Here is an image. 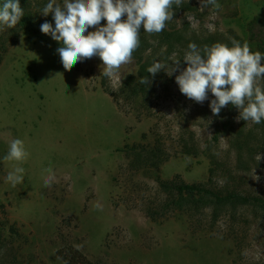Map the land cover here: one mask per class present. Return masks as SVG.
Masks as SVG:
<instances>
[{
    "label": "rangeland",
    "instance_id": "374dc122",
    "mask_svg": "<svg viewBox=\"0 0 264 264\" xmlns=\"http://www.w3.org/2000/svg\"><path fill=\"white\" fill-rule=\"evenodd\" d=\"M184 1L193 10L168 21L178 30L226 39L234 34L254 49L246 24L254 16L264 22V0H217L218 9ZM50 23L55 27L53 19ZM3 40L0 264H64L56 251L69 245L93 264H264V210L253 205L226 209L213 220L209 207L199 212L168 208L159 189L158 178L203 183L216 165L212 180L217 184L234 183L240 193L264 198L262 135L256 130L249 138L251 157L244 150L238 165L234 141L238 132L244 139L253 123L238 119L232 105L214 116L210 92L203 104L181 94L175 76L185 67L188 50L176 47L167 57L155 55L165 71L176 59L179 68L172 76L159 71L152 94L140 102L120 92L137 70L133 59L109 78L99 56L65 70L57 52L61 44L41 30L0 24ZM14 138L24 142L23 162L5 159ZM156 141L166 160L155 168L132 167L135 158L128 157L127 146L149 147ZM183 144L193 145L196 155L184 154ZM17 166L24 169V179L13 186L6 178ZM253 169L259 181L252 179Z\"/></svg>",
    "mask_w": 264,
    "mask_h": 264
},
{
    "label": "clouds",
    "instance_id": "9594fccd",
    "mask_svg": "<svg viewBox=\"0 0 264 264\" xmlns=\"http://www.w3.org/2000/svg\"><path fill=\"white\" fill-rule=\"evenodd\" d=\"M181 4L182 0H62V3L49 0L42 13L45 16L52 13L55 27L45 21L40 30L61 44L57 52L65 70L70 71L78 62L99 56L104 75L111 78L118 75L121 66L132 62L133 52L139 47L141 28L149 35L161 33L174 17L173 6ZM200 4L201 8L220 7L217 0H200ZM23 15L19 0H6L0 8V24L14 28ZM188 49L183 57L185 67L175 76L181 94L203 104L210 92L214 99L210 100L209 107L214 116L232 105L239 110L238 119L253 124L264 121V54L236 40L231 47L215 43L201 49L190 43ZM179 64L180 59H176L165 71L163 63L153 61L147 72L155 76L164 70L172 76ZM140 83L150 81L142 77ZM27 156L24 142L12 139L5 159L23 162ZM260 160L258 153L256 161ZM23 173L24 169L17 166L6 179L16 186L23 182ZM251 177L256 181L260 179L254 169ZM45 183L49 180L45 179Z\"/></svg>",
    "mask_w": 264,
    "mask_h": 264
},
{
    "label": "trees",
    "instance_id": "16d2710c",
    "mask_svg": "<svg viewBox=\"0 0 264 264\" xmlns=\"http://www.w3.org/2000/svg\"><path fill=\"white\" fill-rule=\"evenodd\" d=\"M47 0H19V4L24 11L18 25L22 30H30L34 33L40 31V25L52 20V13L48 15L41 14L39 8L42 4H46ZM6 0H0V8ZM174 8V14L180 11H191L193 8L182 0L179 7ZM139 34V47L133 52V60L137 65L135 74L129 75L121 85L120 92L126 96L128 100H139L142 102L152 94L150 85L156 78L147 72V68L155 61V55L167 57L176 47L188 50L190 43H195L199 48L212 46L215 43H223L232 45V41L236 40L241 44L245 43L243 39L233 34L232 39H226L217 35L198 36L195 34L188 35L185 30H178L175 26L167 22L166 28L159 34L149 35L141 28ZM247 41L253 44L252 51H259L264 54V22L254 16L246 24ZM161 48L164 51L161 52ZM6 41H0V64L6 53ZM161 58V59H162ZM142 77H147L150 83L141 84ZM262 135L264 139V121L259 124H253V129L249 130L244 139L240 138L241 132L237 133L235 148L237 152V163H243L242 153L246 150L251 157L252 145L249 138L255 136V131ZM248 137V138H247ZM195 147L183 144L182 152L186 155H196ZM127 155L135 161L131 163L134 168L140 167H159L166 160V153L162 144L156 141L154 145L146 147L143 144H132L127 146ZM217 166L209 168V177L203 183H186L178 176L170 180L157 179L159 189L166 195L167 202L165 205L173 210L182 211L189 210L199 212L204 208L211 209L212 219L215 220L226 209L235 210L238 207L253 205L264 210V198L260 196H252L242 194L237 188L233 187L234 183L217 184L212 178H216ZM57 257L64 264H93L83 253L73 246H65L56 251Z\"/></svg>",
    "mask_w": 264,
    "mask_h": 264
}]
</instances>
